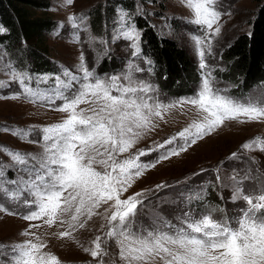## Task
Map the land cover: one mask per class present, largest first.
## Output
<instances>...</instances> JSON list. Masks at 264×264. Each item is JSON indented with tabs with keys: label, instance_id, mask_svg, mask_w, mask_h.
I'll use <instances>...</instances> for the list:
<instances>
[{
	"label": "rangeland",
	"instance_id": "rangeland-1",
	"mask_svg": "<svg viewBox=\"0 0 264 264\" xmlns=\"http://www.w3.org/2000/svg\"><path fill=\"white\" fill-rule=\"evenodd\" d=\"M47 1L48 13L55 23L54 28L44 34L48 49L45 57L52 66L50 73L23 69L16 63L18 60L0 45V208L4 209L0 211V264H10L11 249L34 240L36 236L47 245L44 251L56 255L61 264H100L101 259L102 264H128L120 257L119 241L106 237L108 222L104 215L93 216L85 228L73 233L74 238L71 239L59 238L58 233L65 229L58 225L48 227L40 219H23L32 210L25 200L34 199L28 191H22L24 182L29 180L26 168H39L44 154L41 129L62 123L68 116L54 110L63 104L62 99L56 98L51 104L47 101L49 96L55 95L57 78L61 86L71 81L70 87L61 88L65 95L71 96L79 87L71 78L83 76L80 67L83 56L84 66L94 77L107 80L118 76L122 84H127L124 76L128 75L135 81L150 84L152 101L161 105L195 97L203 77L208 74L213 88L222 95L239 102L249 99L264 102V79L246 89L238 87L235 79L229 76L223 59L224 50L238 36L250 32L264 0H216L215 8L221 13L218 22L221 31L215 36L193 23V12L185 0H132L129 9L116 4L112 16H106L104 12L100 32L93 31L90 15L97 7L105 10L114 0H73L71 5L67 0ZM70 17L75 18L76 26ZM139 19H146L159 38L175 41L186 52L192 63L191 75L184 76L179 82L161 84L155 65L143 54L142 30L137 25ZM128 25L140 36L139 52L135 55L133 42L122 35ZM216 26H213V31ZM196 38L210 39L211 46L207 43L197 46ZM200 47L204 50V68L200 66ZM11 72L22 74L27 88L39 93V99H30L19 81L9 74ZM161 79L165 81L166 74ZM79 107L86 109L90 105L85 103ZM200 120L202 115L192 105L171 108L163 113V119L154 117L155 128L147 131L128 152L118 157L123 160L145 151L147 154L140 157V162L155 163V167L145 171L121 196L127 199L138 192L145 194L143 204L138 206L132 232L142 236H146L148 231L174 235L179 228L186 229L184 221L188 217L199 219L208 213L213 219L236 227V221L242 215L241 209L247 208L242 198L234 199L236 189L240 188L242 195L264 192V150L253 143L258 139L264 142V119L244 123L225 121L215 132L198 140L178 156L156 163L166 148L176 146L157 148V145ZM5 129L24 130L28 135H13ZM180 143L182 141L178 140L177 144ZM249 143H252V148L245 149L243 146ZM9 152L27 156V166L14 163ZM157 185L164 187L158 188ZM12 193H15L14 197ZM106 207L98 211L103 214ZM25 232L30 235H24ZM97 236L102 238L106 254L94 259L84 249L92 248ZM154 264H162V261L157 259Z\"/></svg>",
	"mask_w": 264,
	"mask_h": 264
},
{
	"label": "snow or ice",
	"instance_id": "snow-or-ice-1",
	"mask_svg": "<svg viewBox=\"0 0 264 264\" xmlns=\"http://www.w3.org/2000/svg\"><path fill=\"white\" fill-rule=\"evenodd\" d=\"M72 2L67 0L69 5ZM185 4L193 12V23L205 28L212 36L220 33L218 22L221 13L215 8L216 0H185ZM70 19L76 26L75 18ZM214 25L217 26L213 31ZM4 31L0 26V33ZM122 35L133 42L134 55L138 53L139 33L128 25ZM195 42L197 46L205 43L211 46L210 39L203 41L196 38ZM199 55L200 66L204 68L202 47ZM80 67L83 76L71 78L79 85L71 96L61 90L62 87H70L71 81L61 86L57 78L55 95L47 98L49 104L54 103L56 98L62 99L63 104L54 110L68 116L62 123L41 129L44 154L39 168H26L29 180L24 182L22 191H28L34 199L25 200L32 210L23 219H40L48 227L58 225L65 229L58 233L59 238L71 239L74 238L73 233L85 228L93 216L104 215L108 222L106 237L119 241L120 257L128 264H154L157 259L162 264H264V192L242 195V190L236 189L234 199L242 198L247 204V208L241 209L242 215L236 221V227L213 219L211 213L199 219L188 217L185 213L188 217L184 221L186 229L181 227L174 235L148 231L146 236H142L131 229L145 194L138 192L127 199L121 196L145 171L155 167V163L140 162V157L147 154L145 151L123 160L118 158L128 152L137 139L155 128L154 117L163 119V113L171 108L192 105L202 115V120L194 121L157 145V148L176 146L166 148L156 163L178 156L198 140L215 132L225 121L244 123L264 119V102L255 99L239 102L222 95L213 88L208 74L203 77L195 97L161 105L152 101L149 93L153 88L150 84L135 81L128 75L124 76L127 84H122L118 76L107 80L94 77L84 66L83 56ZM9 74L19 81L30 99H39V93L27 88L22 74ZM85 103L90 107L81 109L79 106ZM5 131L18 136L28 135L24 130ZM178 140L182 143L177 144ZM253 143L264 150V142L258 139ZM243 147L251 149L252 143ZM8 154L14 163L27 166L28 157L24 154ZM12 195L14 197L15 193ZM105 205L108 207L102 214L98 209ZM3 210L0 208V211ZM24 235L30 233L25 232ZM46 247L38 236L16 245L11 249L10 264H61L56 255L44 251ZM84 251L94 259L106 254L100 236L93 241L92 248H85Z\"/></svg>",
	"mask_w": 264,
	"mask_h": 264
},
{
	"label": "trees",
	"instance_id": "trees-1",
	"mask_svg": "<svg viewBox=\"0 0 264 264\" xmlns=\"http://www.w3.org/2000/svg\"><path fill=\"white\" fill-rule=\"evenodd\" d=\"M116 4L131 8L132 0L110 1L105 10L95 8L90 15L93 31L100 32L104 12L106 16H112ZM48 9L47 0H0V26L5 29L0 33V45L18 60L16 63L23 69L37 73L52 71L45 57L48 49L44 34L55 25ZM137 25L142 30L143 54L155 65L161 84L179 82L184 76L191 75L192 63L175 41L159 38L146 19H139ZM223 59L229 76L235 79L238 87L246 89L264 79V5L259 7L250 32L238 36L224 50ZM163 74L167 76L165 81L161 79Z\"/></svg>",
	"mask_w": 264,
	"mask_h": 264
}]
</instances>
